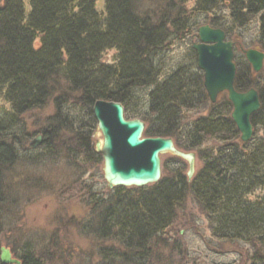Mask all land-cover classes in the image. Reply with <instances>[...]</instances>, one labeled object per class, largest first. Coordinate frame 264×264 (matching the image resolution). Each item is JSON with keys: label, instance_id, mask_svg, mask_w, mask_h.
<instances>
[{"label": "trees", "instance_id": "trees-1", "mask_svg": "<svg viewBox=\"0 0 264 264\" xmlns=\"http://www.w3.org/2000/svg\"><path fill=\"white\" fill-rule=\"evenodd\" d=\"M97 1L0 0V93L10 107L0 116V207L3 171L17 151L9 131L20 116L50 103L49 116L76 111L92 122L95 102L119 103L127 119L144 122V137L171 138L177 149L196 151L201 165L187 181L175 158L176 165L158 183L136 188L135 196L121 189L107 195L88 223L96 227L90 229L99 240L115 245L106 253L98 251L101 261L95 264L149 259L187 199L207 219L214 239L248 245L251 264H264V63L257 74L243 55L235 63V90L255 89L260 103L250 119L252 138L242 143L226 95L209 103L191 46L176 61L169 56L172 41L196 39L199 26L221 29L231 41L233 28L244 29L253 20L254 44L264 53V0H150L149 8L141 0H102L103 12L95 8ZM223 10L227 18L219 15ZM107 50L116 52L112 64L101 60ZM191 113L201 115L190 120ZM51 122L56 124L38 132L51 150L67 130L77 145L74 154L80 152L86 162L99 160L88 127L73 128L65 118ZM208 140L214 146L202 150ZM257 191L262 194L251 199ZM19 261L36 264L28 256Z\"/></svg>", "mask_w": 264, "mask_h": 264}, {"label": "rangeland", "instance_id": "rangeland-1", "mask_svg": "<svg viewBox=\"0 0 264 264\" xmlns=\"http://www.w3.org/2000/svg\"><path fill=\"white\" fill-rule=\"evenodd\" d=\"M141 3L144 8L152 7L154 4L150 0H141ZM24 5L28 12V1H25ZM193 5L194 2L191 1L187 8L190 9ZM95 8L103 12L104 2L97 1ZM219 15L227 18L228 13L223 10ZM255 38V20L244 29L233 28L230 39L236 42L234 63L239 61L241 51L247 50L249 45L253 47L252 49L259 50L254 44ZM188 39L182 37L172 41L169 56L175 61L197 41ZM115 57L114 50H107L101 60L104 64H112ZM9 110V105L0 93V116ZM52 113L53 107L50 103L43 109L32 110L20 116L15 129L9 131V134L15 137L17 151L14 162L3 171L4 197L0 207V248L9 250L12 258L21 259L28 256L32 263L36 264L100 263L97 252L101 250L106 253L105 250L115 245L109 240H99L90 229L91 227L93 231L96 227L88 223V218H91L90 209L94 204L88 199L90 189L104 197L111 195L105 189L102 158L98 155V161L94 159L86 162L80 157V152L76 153V156L74 150L76 151L77 145L71 136L73 132L67 130L60 132L57 148L53 145L55 149L51 150L53 147L50 143L45 145V138L38 132L48 124H56L51 122L52 118H58L60 121L65 118L67 124L73 128H78L79 123L87 120L78 116L76 111H73L71 116H49ZM199 115L201 113H191L189 118L194 120ZM89 124L92 127L89 140L94 145L101 141V135L95 122ZM39 136L41 144L31 149L30 144ZM213 146V140H208L203 144L202 150ZM191 152L196 156V172L201 162L198 153ZM172 159L175 158L168 154L160 156L161 179L170 166L176 165ZM181 162L185 175L187 164L182 160ZM150 186L152 185L144 188ZM117 189L131 197L135 196L136 188L119 187L113 188L112 191ZM261 194V191H257L251 199ZM161 238L163 241L157 243L156 249L151 251L150 258L144 259L141 264H251L249 259L252 249L243 243L214 239L207 219L191 199H187L184 206L176 210L172 226L161 235Z\"/></svg>", "mask_w": 264, "mask_h": 264}, {"label": "water", "instance_id": "water-1", "mask_svg": "<svg viewBox=\"0 0 264 264\" xmlns=\"http://www.w3.org/2000/svg\"><path fill=\"white\" fill-rule=\"evenodd\" d=\"M191 49L195 53L197 69L203 74V88L209 103L215 104L219 95L226 94L232 107L230 119L240 135V142H249L253 135L250 119L259 110L260 103L255 89L238 92L234 88V44L226 40L222 30L205 25L197 29V43L192 44ZM242 54L253 73L261 72L263 52L247 49ZM91 112L101 135L95 148L102 158L103 179L108 189L143 188L158 183L161 179L160 156L165 154L186 162L187 181L194 176V153L177 149L171 138L144 137V122L127 120L121 104L97 101ZM40 144L39 136L30 147ZM0 263L20 264L5 248L0 249Z\"/></svg>", "mask_w": 264, "mask_h": 264}, {"label": "flooded vegetation", "instance_id": "flooded-vegetation-1", "mask_svg": "<svg viewBox=\"0 0 264 264\" xmlns=\"http://www.w3.org/2000/svg\"><path fill=\"white\" fill-rule=\"evenodd\" d=\"M197 42V41H196ZM211 105H214V104H211ZM82 117H85L86 119H88V116H82ZM91 118H92V123L93 122H95V120L93 119V117L91 116ZM91 121H89V119H88V121H84V122H81V123H79V125H82V126H85V127H88V131H89V134H90V132L92 131V127L90 126V123ZM96 123V122H95ZM41 135V134H40ZM41 136H43V135H41ZM86 136L88 137V134L86 133ZM89 144H90V147H91V149L93 150V152L98 156L99 154L97 153V151H96V148H95V144L93 145V144H91L90 143V140H89ZM39 146V145H38ZM37 147V146H36ZM35 148V147H34ZM31 149H33V148H31ZM105 182V181H104ZM105 187H106V183H105ZM105 189H107L109 192L108 193H110L111 194V191H112V189H108L107 187L105 188ZM102 193H104V190H103V192ZM88 199L90 200V201H93L94 202V204H93V206L91 207V209H90V212L91 213H95V211H97L98 210V208L100 207V205H104V203H102V202H104L105 201V197L104 196H101L102 194L100 193H96L95 191H93V190H91L90 189V191L88 192ZM100 213H101V211H99L98 212V214L100 215ZM18 260H19V258H17Z\"/></svg>", "mask_w": 264, "mask_h": 264}, {"label": "bare ground", "instance_id": "bare-ground-1", "mask_svg": "<svg viewBox=\"0 0 264 264\" xmlns=\"http://www.w3.org/2000/svg\"><path fill=\"white\" fill-rule=\"evenodd\" d=\"M203 26H205V25H203ZM206 26H208V25H206ZM210 27V26H209ZM214 29H218V28H214ZM221 30V29H220ZM225 34V33H224ZM241 53H242V51H241ZM243 55V54H242ZM243 58H244V56H243ZM245 60V59H244ZM246 62V61H245ZM247 63V62H246Z\"/></svg>", "mask_w": 264, "mask_h": 264}]
</instances>
